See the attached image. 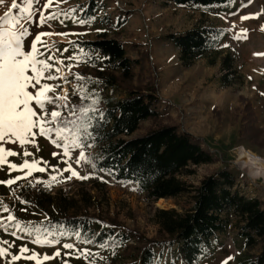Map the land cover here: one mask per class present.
<instances>
[{
    "label": "rangeland",
    "instance_id": "374dc122",
    "mask_svg": "<svg viewBox=\"0 0 264 264\" xmlns=\"http://www.w3.org/2000/svg\"><path fill=\"white\" fill-rule=\"evenodd\" d=\"M89 0H53L50 9L44 10L45 15L50 11L64 12L59 20L48 21L46 24H39V10H43L46 0H37L34 6L36 11L32 17V23H28L29 36L25 38L28 44L37 33H67L68 35H51L42 37L43 44L47 45L49 51L45 52L42 45L38 49L42 56L38 58L47 59L54 56L56 60H63V64H53L50 70L53 75L66 76L67 81L42 79V83L60 85L55 93L49 95H68V104L72 106L80 101V96L92 99V93L96 92L101 97H111L115 100L123 97L124 93L116 88L105 87L92 83L91 81H74L73 70L80 68L79 62L74 54L67 47L72 40L94 39L99 32L97 28L106 29L109 36L119 31L117 37L121 40L125 52L133 59H139L143 52H148L149 63L144 60V71L135 66L133 71L139 74V78L146 81L155 75V83L162 101L157 104L156 109L162 115H170L175 123L181 128L190 132L196 142L208 147L214 155L219 157L213 163L189 165L191 174L179 176L183 181L195 186L210 174L227 169L235 178L231 191L238 192L249 198H260L264 202V179L252 175L243 167V161L247 153H254L257 157L264 159V145L251 144L240 136L246 120L245 102L238 99L243 95L253 110L255 126L262 129L261 136L264 138V0H231L223 6H213L207 9L176 6L169 0H95L102 4L98 9L95 18L84 24L78 23L80 15ZM18 5L24 6V0H17ZM12 0H3L0 3V15L11 6ZM18 9H13L16 14ZM258 13L255 18L241 20L244 15ZM117 20L123 21L118 30H113L112 25ZM195 25H213L226 30L221 43L206 57L196 60L191 66L185 67L179 59V49L167 38L168 34H181ZM241 29H247L246 38H234ZM227 45L222 47L221 45ZM67 49V51H64ZM71 58V59H69ZM214 62L211 64L210 61ZM71 65V69L67 67ZM61 69L60 73L55 68ZM31 74V73H30ZM225 78V79H224ZM137 79V78H135ZM83 89L82 92L77 91ZM31 90V89H30ZM60 103H63L61 101ZM49 111L52 106H48ZM103 107V106H102ZM63 116H68V110L64 109ZM148 121H143L140 129L131 136L142 134L148 126ZM35 136V143L24 145L19 142H0L6 149L18 153L16 156L7 157L9 163L20 165L25 159L31 163L33 160L40 161L39 167H46L45 172L33 171L27 180H20L14 185L0 184V218H6L9 213L2 210L7 205L13 216L21 222H28L36 217L33 208L19 203L21 189L31 183V187H40L45 191L54 194L62 191L67 195H76L82 188L91 195L85 197L89 204L86 210L90 215H99L105 219L116 218L123 227L131 228L145 237L155 235L158 225L155 219L157 200L153 201L141 192L136 183L131 181H114L106 173L98 176H91L89 179L72 178L66 180L70 173L53 171L55 168L66 167L62 163V156H53V153H61L62 149L57 148L49 137H42L38 133ZM55 138L54 136L52 137ZM24 151L31 153V156H24ZM92 158L96 148L85 150ZM72 166L77 168L81 175H88L92 172L90 164L77 166L72 161ZM26 170L9 171L8 165H0V181L12 179L17 175H24ZM57 176V180L50 181L51 176ZM102 176L103 180L98 178ZM49 182L51 186L44 184L37 185L36 181ZM105 181L102 188V182ZM190 192L183 193L168 200L171 203L169 208L174 207L179 213H183L192 207L193 201ZM85 195V194H84ZM156 203V204H155ZM26 208L27 211H21ZM83 212V210H81ZM236 217L230 215V222L225 231L215 234L216 240L211 250L200 261L195 264H221L229 256H233L230 264H237L236 258L244 251L241 248V239L237 235V229L233 226ZM12 231H17V236H12ZM23 237V238H21ZM60 241L59 244L45 245L33 243V236L19 233V230L9 228L8 231L0 228V241L14 242L11 252L18 253L20 246L37 253L40 264H88L87 260L69 258L62 256L48 261L43 260L44 254L51 255L59 247L62 254L68 250L63 249V243H73L78 248H89L96 253L92 258V264H104L109 259L106 251L84 244L76 235L64 233L55 234ZM41 238L43 233L41 232ZM137 234L133 236L131 243H135ZM159 250V249H157ZM251 253H257L258 249H249ZM168 254L164 252L161 260L153 264H168ZM119 261L114 264H119ZM0 264H8V260L0 257ZM14 264H36L35 261L20 260ZM175 264H179L176 262Z\"/></svg>",
    "mask_w": 264,
    "mask_h": 264
},
{
    "label": "trees",
    "instance_id": "16d2710c",
    "mask_svg": "<svg viewBox=\"0 0 264 264\" xmlns=\"http://www.w3.org/2000/svg\"><path fill=\"white\" fill-rule=\"evenodd\" d=\"M176 6L207 9L223 6L231 0H169ZM102 4L87 1L81 12L82 20L91 22ZM123 21L112 25L118 30ZM226 30L213 25H195L181 34H168L167 38L179 49V59L189 67L196 60L212 53L221 43ZM119 31L109 36L99 32L94 39L72 40L67 47L82 65L73 70V80L79 74L92 83L116 88L123 92L120 99L101 97L100 107L106 113V120L99 128V140L92 159L96 164L95 175L106 173L114 181H131L150 200L175 197L192 193L193 205L183 213L174 208L155 211L158 225L152 237H145L135 230L123 227L116 218L105 219L87 213L89 204L85 197H91L85 187L76 195L62 191L51 194L40 187L27 183L20 192L19 203L33 208L34 222L43 221V229L52 234L80 233V240H90L93 247L109 255L104 264H153L168 254V264H195L214 245L217 232L225 231L230 215L236 217L233 226L241 239L244 251L236 258L237 264H264V202L260 198H249L231 191L235 178L227 169L205 176L195 186L179 176L191 174L189 165L213 163L219 157L208 147L196 142V138L175 123L170 115L160 114L156 106L162 101L152 74L146 81L139 78L144 71L143 61L149 63L148 52L139 59H133L125 52ZM214 61L211 60L212 64ZM139 66V74L134 73ZM137 78V79H135ZM225 79V78H224ZM246 120L240 136L251 144L264 145L262 129L255 126L253 110L243 95ZM91 100L75 102L72 106L90 105ZM103 106V107H102ZM148 121L144 132L131 136ZM103 168L105 171H100ZM107 170H113L109 175ZM104 187L105 181L102 183ZM85 194V195H84ZM83 210V212H81ZM42 229V233H43ZM137 234L136 242L131 243ZM217 241V240H216ZM86 244V243H84ZM101 245H104L101 247ZM257 248V253L249 249ZM159 249V250H157ZM166 264V263H165Z\"/></svg>",
    "mask_w": 264,
    "mask_h": 264
},
{
    "label": "snow or ice",
    "instance_id": "6c2138e0",
    "mask_svg": "<svg viewBox=\"0 0 264 264\" xmlns=\"http://www.w3.org/2000/svg\"><path fill=\"white\" fill-rule=\"evenodd\" d=\"M3 0H0L2 3ZM62 2V0H61ZM37 0H24V6H20L17 0H12L11 6L7 11L0 15V142H19L24 145L27 143H35V136L37 132L34 129H38L40 136L49 137L52 143L62 149L61 153H53V156H62L66 159H62V163L66 165L63 169L55 168L52 166L53 171L57 173L67 172L69 176L65 177L66 180L72 178L77 179H89L92 175H95V171L90 172L88 175H81L77 168L72 166V161H75L77 166L82 164H90L93 170L96 169V164L92 158H90L86 149H91L95 146L99 140V128L106 120V113L98 107L100 103V96L98 93H92L91 103L88 106H69L68 95H49V93H55L60 85H53L50 83H42L43 80L54 81L64 80L67 81L66 76L53 75L51 71L53 64L49 61H55L56 64H63V60H56L54 56H48L47 59L38 58L42 56L38 49V45L44 47L45 52L49 51L47 45L43 44L42 37L51 35H68L67 33H51L41 32L37 33L32 38L31 43L28 44L25 40L29 36L28 23H32V17L36 11L35 5ZM53 5V0H46L43 4V10H39L38 23L43 25L48 21L59 20L62 15H67L64 12L50 11L45 15L44 10L50 9ZM13 9H18L16 14H13ZM258 13L241 16V20H248L258 16ZM78 23H87L85 20H78ZM264 30V26H261ZM97 32H104L106 29L97 28ZM247 29H241L239 33H236L234 38L241 39L246 38ZM227 47V45H221ZM67 51V49H64ZM264 55V54H258ZM71 59V58H69ZM69 70L71 65L67 66ZM59 67L55 68L56 73H60ZM31 73V74H30ZM75 79L77 81H83L86 78L77 74ZM31 89V90H30ZM77 91L82 92L83 89ZM82 101L87 100L85 96H80ZM63 101V103H60ZM52 106L49 111V107ZM64 109L68 110L69 115L63 116ZM55 137L54 139L52 137ZM18 155L17 152L6 149L0 144V165L7 164L9 171L13 170H26L24 175H17L12 179L0 181V184L14 185L20 180H27L31 176L32 172H45L46 167H39L40 161L33 160L31 163L25 159L22 164L9 163L7 157ZM24 156H31L32 154L24 151ZM100 171H105L101 168ZM109 175L113 174V170H107ZM103 180V177H98ZM57 180V176L50 177V181ZM46 181L37 180L36 184H44L45 187H50L51 184ZM20 203H27L26 200L20 201ZM2 210L9 213L6 218H0V228L8 231L9 228L19 230V233H23L29 236H33V243L37 244H59L60 241L54 234L50 233L47 229H43V221L38 222H21L13 216L7 205H3ZM21 211H27L26 208H22ZM43 229V238H41V232ZM12 236H17V231H12ZM60 235H64L61 233ZM23 238V237H21ZM76 239H80V233H76ZM84 243H93L90 240H85ZM14 242L0 241V257H4L8 260V264H14V262L22 259L28 261H35L36 264H40L37 253L32 252L29 255L25 253L29 252L26 246H20L18 253L11 252ZM104 245H101L103 247ZM63 249L68 251L62 254L58 247L51 255L44 254L43 260L48 261L55 258H61L62 256L73 257L76 259H84L88 261V264H92V258L97 255L93 253L89 248H78L73 243H63ZM233 260V256L227 257L221 261V264H230ZM64 264H68L67 260Z\"/></svg>",
    "mask_w": 264,
    "mask_h": 264
},
{
    "label": "bare ground",
    "instance_id": "6f19581e",
    "mask_svg": "<svg viewBox=\"0 0 264 264\" xmlns=\"http://www.w3.org/2000/svg\"><path fill=\"white\" fill-rule=\"evenodd\" d=\"M246 156L243 161V167L252 175L254 174L256 177H262L264 179V159L257 157L251 152H248ZM156 206L164 209L169 208L171 203L168 199L160 198L157 199Z\"/></svg>",
    "mask_w": 264,
    "mask_h": 264
},
{
    "label": "water",
    "instance_id": "95a60500",
    "mask_svg": "<svg viewBox=\"0 0 264 264\" xmlns=\"http://www.w3.org/2000/svg\"><path fill=\"white\" fill-rule=\"evenodd\" d=\"M156 207H158V206H156ZM159 208V207H158ZM171 208H174V207H171ZM159 209H163V208H159Z\"/></svg>",
    "mask_w": 264,
    "mask_h": 264
}]
</instances>
